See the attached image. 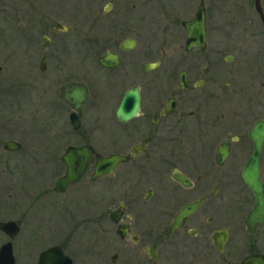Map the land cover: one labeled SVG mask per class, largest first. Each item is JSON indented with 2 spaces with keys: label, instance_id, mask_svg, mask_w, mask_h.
<instances>
[{
  "label": "flooded vegetation",
  "instance_id": "1",
  "mask_svg": "<svg viewBox=\"0 0 264 264\" xmlns=\"http://www.w3.org/2000/svg\"><path fill=\"white\" fill-rule=\"evenodd\" d=\"M256 3L106 0L93 71L87 63L97 43L87 25L76 40L66 25L72 19L58 10L57 33L72 35L55 40L39 8L26 12L11 0L20 11L11 20H26L27 38L11 58L27 74L0 80L3 171L14 155L24 157V169L43 166L40 175L48 169L55 181L39 190L54 196L72 225L75 191L89 205L87 247L75 246L73 225L50 246L60 248L54 264H249L253 257L264 263V221H250L256 196L243 177L256 168L264 183V22ZM77 57L83 64L75 69ZM110 57L119 62L109 65ZM71 82L88 90L79 111L63 98ZM23 116L33 121L30 130ZM73 147L94 151L79 179L61 191L64 157ZM113 156L121 158L116 167L93 179L97 159L109 170ZM199 201L170 229L184 207ZM10 220L20 226L12 241L16 264H39L50 247L33 256L21 249L19 256L15 245L28 231Z\"/></svg>",
  "mask_w": 264,
  "mask_h": 264
},
{
  "label": "rangeland",
  "instance_id": "2",
  "mask_svg": "<svg viewBox=\"0 0 264 264\" xmlns=\"http://www.w3.org/2000/svg\"><path fill=\"white\" fill-rule=\"evenodd\" d=\"M29 1H31L32 4H30ZM29 1L23 2L22 0H17V7L24 6L26 12H30L28 8L31 6L39 8L43 15H45L44 18L49 21L50 25H53L50 27V32L51 37L55 38V40L58 39V37L68 36L71 33L73 34V38L79 40L81 38L80 30L82 34H84V27L87 25L85 28L89 32V38L92 39L93 43H97V45L93 46L94 48L97 46L96 53L93 56L94 59L92 63L89 64L88 62L87 64L89 65V69L91 68L93 71H98L99 68L97 67L96 61L97 57L102 53L100 46H98L102 36L101 14L104 11L106 0ZM58 10L66 13V15H69L72 19L73 22L71 24L69 22L66 23V25L70 27L71 33L62 35L57 33L54 25L58 19ZM17 12L11 9V0H0V66L4 67L3 70H0V80H2V82L8 81V78H12V76H14V79L19 78L22 80L26 76L23 74H27L25 69H21L17 66L19 61L15 63L12 61L13 58H11L13 55H17L13 52V48H20V43L27 39L23 34L26 32L25 27L21 28V23H25L26 20L23 18L22 21L19 19L18 22L11 20L12 15H16ZM40 39V33L36 32V40ZM82 64L81 59L77 57L74 61L75 69L79 68ZM22 89L23 88H20L19 92H21ZM24 113L28 115V111L24 110ZM22 118L26 120L27 117L25 118V116H23ZM21 124H27L24 125V128L30 130L32 128L30 124L33 125V121L26 120V122H21ZM29 130L24 131L27 137L31 135ZM12 134L16 135L15 133ZM12 161V166L3 171L5 165L0 159V218L6 221L10 219L21 220L23 229L28 231L24 232L21 238L17 240V244L15 245L16 253L19 256L22 255V249L23 254L33 256L38 248V251H40L42 250L40 247L44 245H46V247L52 246L63 231L71 230L73 225H76V229L78 230L76 238L77 243L75 246L87 247L86 237L90 231H92V228L89 226V223L85 221L89 209V205H87L85 201V195H80L79 192L75 191L72 197L71 208L75 212L74 216H76L72 225L67 214L57 207L59 203L56 206L52 201L54 196H47L45 191L39 190V187L44 183H53L55 181V176L47 173L48 169L46 173L40 175L42 169H44L43 166L31 165L28 166L27 169H24L22 166L25 162L24 157L22 158L21 156L14 155ZM45 168L48 167L45 165ZM10 186H13V188L11 189ZM43 193H45V195H43ZM88 229L91 230L87 232ZM80 238H82V242H79ZM6 241L7 237L0 231V247ZM79 243H83V245ZM72 246L73 249H75L74 245ZM21 263L25 264L24 261H21Z\"/></svg>",
  "mask_w": 264,
  "mask_h": 264
},
{
  "label": "water",
  "instance_id": "3",
  "mask_svg": "<svg viewBox=\"0 0 264 264\" xmlns=\"http://www.w3.org/2000/svg\"><path fill=\"white\" fill-rule=\"evenodd\" d=\"M256 7L258 11L261 14L262 20L264 22V13L261 8V1L257 0ZM201 21V20H200ZM200 23V22H199ZM197 26V23H196ZM47 39V38H46ZM113 59L112 57H110ZM100 63L104 64L105 61L103 58H100ZM119 62V59L116 58V61L111 62L109 65H115ZM88 95V90L86 87L81 86L76 83H68L63 88V98L64 100L72 107L76 108V110H80V105L86 101ZM137 102H138V96ZM138 105V103H137ZM122 106L119 108L117 115H121ZM74 116H77V122L79 121V114H73ZM94 149L90 147H73L71 150L67 153V155L64 157V160L67 164V172L65 176H63L57 183V189L58 190H65L66 187L72 183H75L81 174L84 172L89 157L92 155ZM85 155V156H83ZM121 160L118 156L110 157L109 159V170L106 169V165H104L103 160L99 157L96 162L95 166V172L93 179L97 178L103 173H107L111 171L113 168L116 167V165ZM244 180L246 183L250 186L252 191L254 192L256 196V204L255 209L252 211L251 215L253 216V219L250 221L252 222H258V221H264V183L260 181L259 175L257 172V169H254V172L246 171L243 175ZM183 180V179H182ZM199 202H194L186 207H184L177 215L175 221L173 222L170 229H175L178 227L183 220L188 217L192 212H194L199 206ZM0 230L7 234L9 236V240L5 242L0 247V264H16V258L14 254V246H13V239L19 234L20 232V226L18 223L14 220L10 221H2L0 220ZM60 248L57 246L50 247L49 249L42 252L39 264H54L55 260L54 257L56 253H59ZM62 252V251H61ZM62 254H64L62 252ZM65 257V256H64ZM67 258V257H65ZM248 263L249 264H264L263 262H259V260L255 257L250 258Z\"/></svg>",
  "mask_w": 264,
  "mask_h": 264
}]
</instances>
